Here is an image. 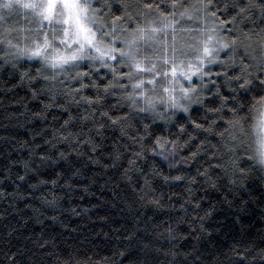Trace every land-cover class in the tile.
I'll use <instances>...</instances> for the list:
<instances>
[{
	"label": "clouds",
	"instance_id": "clouds-1",
	"mask_svg": "<svg viewBox=\"0 0 264 264\" xmlns=\"http://www.w3.org/2000/svg\"><path fill=\"white\" fill-rule=\"evenodd\" d=\"M78 3L93 44L66 22L63 0L50 25L39 8L0 0V146L34 159L35 121L48 116L31 101L44 96V109L67 112L44 143L80 162L86 178L76 183L88 186L96 221L69 243L37 232L31 210L18 219L0 209V264H264V227L225 248L206 226L222 206L236 215L264 205V0ZM140 32L133 59L125 41ZM45 35L47 46L30 51ZM21 129L28 139L13 142ZM192 161L194 174L183 169ZM15 167L25 172L17 181L32 174L20 156ZM157 177L185 182L177 200L151 187ZM211 192L219 199L204 207ZM37 203L47 211L53 201L40 191Z\"/></svg>",
	"mask_w": 264,
	"mask_h": 264
},
{
	"label": "trees",
	"instance_id": "trees-1",
	"mask_svg": "<svg viewBox=\"0 0 264 264\" xmlns=\"http://www.w3.org/2000/svg\"><path fill=\"white\" fill-rule=\"evenodd\" d=\"M25 94V91L19 92L20 96H24ZM226 94L227 92H225ZM46 100V97L41 96L29 104V107L33 111L47 112L48 116L47 121H35L36 129L42 132V136L36 137L35 158L29 159L26 151L14 152L11 147L0 146V151H7L9 157V159L4 160L0 156V181H2L0 182V209H16L13 215L17 216L18 219L20 215L31 210L35 219L42 221L33 225V228L37 232L43 231L71 243L74 236L89 229V220L95 223L96 217L91 216V213L95 211L96 206L87 202L91 199V196L83 191V189L88 186L76 183L77 179L83 180L86 178L80 162L72 156H68L67 159H60L59 157V152L66 151L67 146L60 144L57 146V149H53L50 145L44 143L45 139H51V132L59 127L54 117L58 118L61 122L67 118V112L61 113L56 109L50 111L44 109L43 103ZM72 130L77 131L78 129L72 128ZM24 131V129H21L19 132L13 133V142L28 139L24 135ZM107 134L110 135L111 133ZM29 147H32V145ZM184 154L187 155V151ZM18 156L22 157L27 162L28 168L32 170V174L26 175L25 182L17 181L16 179L17 173L19 175L25 174L24 171L15 167ZM44 156H47L48 159L42 160L41 157ZM153 163L159 165L164 170V175L169 174L167 165L161 164L159 158L153 161ZM196 166V161H192L190 164L184 165L183 169L187 173L194 174ZM171 174L175 175L177 173L175 170H171ZM39 181L46 182L47 186L45 187L40 184ZM53 181H57V183H53ZM184 183L182 180L172 186H168L161 178L157 177L152 181L151 187L157 192L166 193L165 199L170 196L172 201H175L178 198L176 193L179 191V186L184 185ZM31 185H36L37 189H40V191L48 195L50 201H53L51 206H45L48 208L47 211L37 203L40 191L32 188ZM251 190L254 193L252 199L257 200L260 193L256 190L255 185H251ZM197 195L201 196L204 193L198 192ZM53 197L55 198L54 200ZM218 199L219 195L211 192L208 199L201 203L204 207H207L210 201ZM25 201H27V206H25ZM73 209L76 212H81V209H87L88 212L81 213V216L78 217L73 214ZM261 209H264V205L256 206L250 203L244 207L243 211L236 214L239 216V222L237 223L235 222L236 215H233L230 210L222 206L221 212L215 213L213 219L206 225L218 229V231L212 233L210 239L226 248L237 239L253 237L259 228L264 227V221H261L259 217ZM23 219L27 221L28 216L23 215ZM76 221H79V227H77ZM12 222L15 223V221ZM181 228L185 229L186 226L181 225Z\"/></svg>",
	"mask_w": 264,
	"mask_h": 264
},
{
	"label": "snow or ice",
	"instance_id": "snow-or-ice-1",
	"mask_svg": "<svg viewBox=\"0 0 264 264\" xmlns=\"http://www.w3.org/2000/svg\"><path fill=\"white\" fill-rule=\"evenodd\" d=\"M22 2H23V5L27 8H32V9L39 8L38 15L41 16V18L44 21H47L49 25L51 24V21L55 18L57 0H22ZM63 7L67 12L66 22L71 21L72 23L76 25L77 37H80L82 35L83 38L89 44H93L96 39L95 36L88 34V29L81 23V20H80L81 13L85 12L86 9L81 7V5L78 3V0H63ZM145 36H146V33L140 32L139 35L133 34L131 37L126 39L125 45L128 48V55L131 56L133 59L135 58L133 48L137 40L142 39ZM36 43L38 46L35 49L30 50V51L39 53L48 44L47 35H45L43 43H40L39 40H37ZM205 51H208V49L205 48ZM59 59H63V57ZM113 59H115V57H113ZM136 67L139 68V67H142V65L137 63ZM245 83H247V81H245ZM241 87H244V84H241ZM157 143L159 144L161 148L164 147V144L160 143L159 141H157ZM47 158H48L47 156L41 157L42 160L47 159ZM177 179H179V177ZM53 183H55V181H53Z\"/></svg>",
	"mask_w": 264,
	"mask_h": 264
}]
</instances>
